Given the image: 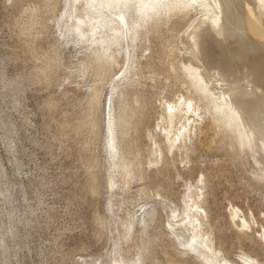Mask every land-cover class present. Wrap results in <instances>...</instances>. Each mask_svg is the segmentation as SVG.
<instances>
[{"label": "rangeland", "instance_id": "1", "mask_svg": "<svg viewBox=\"0 0 264 264\" xmlns=\"http://www.w3.org/2000/svg\"><path fill=\"white\" fill-rule=\"evenodd\" d=\"M56 1L0 0V264H111L115 245L131 224L122 259L134 263L144 245L142 264H197L173 241L184 212L194 206L220 262L243 264L248 256L264 264V165L214 122L208 105L193 99L178 73L188 59L183 40L201 14L176 15L139 41V75L124 90L135 120L124 147L132 154L127 158L132 168L118 175L106 163L103 143L106 103L123 59L106 67L99 81L85 54L63 45L58 19L64 0ZM172 68L179 69L176 77ZM94 90L99 103L90 100ZM179 132L185 137L175 143ZM149 211L155 219L143 233L140 222ZM242 218L249 229L238 225Z\"/></svg>", "mask_w": 264, "mask_h": 264}, {"label": "bare ground", "instance_id": "2", "mask_svg": "<svg viewBox=\"0 0 264 264\" xmlns=\"http://www.w3.org/2000/svg\"><path fill=\"white\" fill-rule=\"evenodd\" d=\"M55 2L57 1L55 0ZM257 10H260L259 13ZM11 11L14 12L12 8ZM193 11L201 14V16L195 21L194 24L191 25L192 28L186 33V36L183 40L185 53H187L188 59L186 60V63L182 65L180 71L179 69V72L177 71L178 73H181L179 75H182V78H180L184 80L181 82H185L184 84L186 87L192 91L194 100H201V103L204 101L205 104L208 105L207 112H210L209 114H211L212 118H214V122L218 120L219 122L216 123L220 124V127L223 130H228L234 134L235 140L241 150L244 153L252 155L253 160L257 162V165L258 163L264 165V53H262V49H264V0H64L63 8L58 19V23L62 25L61 39L63 41V45L72 46L78 52L81 51L83 54H85V60H87V63H89V70L97 77V79H99V81L102 79L101 77H106L104 76V72H106L104 70H107L110 65H115L118 63L119 58L123 59L124 67L122 70V75L120 76L119 82L110 89L111 92L106 103L107 108L103 152H105L106 163L110 167L112 174L120 175L132 168L131 163H128L127 161V158L130 155H128L127 151L129 149L125 150L124 147L128 138H130L128 133H130V128L132 127L131 123L134 119L132 118L131 120V117L134 113L131 108H129V105L124 102V98H126V94L124 96V90L126 86H131L133 78L137 79L136 76L139 75L135 71L137 63L135 59V53L137 47L141 43H139V41L141 39H145L147 41L151 34L156 32L160 25L167 26L170 23V20H172L173 17H176V15L185 17V15L188 16ZM175 19L176 18H174V20ZM168 30H170V28H168ZM159 35L162 37V34ZM173 35H175V33H172V36ZM168 38L170 37L168 36ZM167 44L168 43H166V45ZM51 45L54 44L52 43ZM55 47L53 46V48ZM159 48L162 49V52L164 51V49L161 48V45ZM165 52L166 51H164V53ZM55 54L57 55L58 53ZM149 54H147V56H149ZM49 57L51 59L53 58L52 56ZM49 61L50 60H48V63ZM163 62L165 64L168 63L165 62V60L162 61V63ZM50 65H52V63ZM55 65L56 64H54V66ZM57 65L60 66V64ZM162 66L164 65L162 64ZM55 69H57V67ZM83 70H85V68ZM176 73L174 71L172 75L174 76ZM110 75H112V73ZM104 79L106 80V78ZM100 89L102 90V87ZM126 93H128V91ZM98 96L100 97V94L97 92V90H94L90 100L95 103L99 99ZM84 99L86 100V98ZM128 99L130 100V98ZM87 100L89 101V99ZM194 100L192 101L194 102ZM117 101H119L121 105L118 107L119 109H116L114 105ZM188 103H191V105L193 103L191 101L187 102V106H190L191 108L192 106L188 105ZM137 108L135 107V109ZM171 109L176 110V107L173 106ZM171 109H169V111ZM174 113L171 114L175 115ZM169 124H171V122ZM167 132L168 131H166V133ZM206 132L208 133V131ZM178 134L179 135H176L178 136L177 138L174 137L175 143L180 140L182 135L184 136V134L180 132ZM207 135L209 136V134ZM169 140L171 143L173 139ZM132 141L134 142L135 139ZM206 141H208V139H206ZM208 142L211 141L209 140ZM173 144L174 143H172V145ZM206 144L209 145L208 143ZM159 152L160 150L158 149L157 153ZM160 154H157L156 163L159 161ZM130 156H132V154ZM164 163H162V165ZM161 171H159V173ZM260 175L261 178H264V166L261 168ZM115 187L116 185L113 184L112 190ZM194 209L195 206L191 209H186L184 212V217L178 224L179 234L173 239V241L175 242L176 247L179 249V252L183 255L193 257L199 264H229L228 261L220 262V260L217 259L218 256H215L216 253L214 252L213 242L210 239V236L206 235L202 231V222L199 221L197 211L195 212ZM110 210H112L111 205ZM153 216L154 212L149 211L144 216V219L141 220L140 225L142 227L143 233H145L147 229L146 226L149 225L148 223L152 222L151 219L154 218ZM238 225L244 229L250 228V224H248L247 220L244 218L238 221ZM132 226L133 225L131 224L128 227L129 230L127 229V234L124 236L125 238L123 242H121V244L115 245L112 255L113 257L111 258V264H142L141 255L145 249L144 245L138 249V253L136 255L137 259L134 263L128 261L126 258L122 259L123 257L121 258L120 256V252H122L124 248L123 246L126 245L128 241H131L129 239L131 238L133 232L132 230H134ZM167 226L169 228V233L173 234L175 226L172 224V222L168 221ZM113 228L115 231L116 226H113ZM169 242L170 241H168V243ZM2 253H4V251ZM126 253L127 252H125V254ZM246 257L245 259L242 258L243 264H262L256 258ZM182 259L183 258H181V260Z\"/></svg>", "mask_w": 264, "mask_h": 264}]
</instances>
